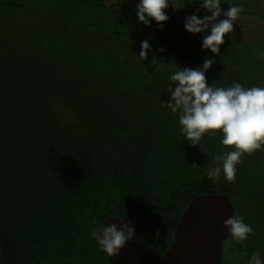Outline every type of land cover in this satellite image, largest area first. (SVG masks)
Returning a JSON list of instances; mask_svg holds the SVG:
<instances>
[{
  "label": "trees",
  "instance_id": "16d2710c",
  "mask_svg": "<svg viewBox=\"0 0 264 264\" xmlns=\"http://www.w3.org/2000/svg\"><path fill=\"white\" fill-rule=\"evenodd\" d=\"M138 3L0 0V264H112L91 237L108 216L164 252L192 199L209 193L227 195L253 228L242 243L224 240L222 264L264 255V147L242 157L234 183L214 184L204 169L219 133L191 145L162 107L168 74L206 59L209 83L264 87V42L230 33L213 54L202 47L210 28L189 33L186 15L169 11L162 30L144 25ZM230 3L264 18V0H222V10Z\"/></svg>",
  "mask_w": 264,
  "mask_h": 264
},
{
  "label": "clouds",
  "instance_id": "9594fccd",
  "mask_svg": "<svg viewBox=\"0 0 264 264\" xmlns=\"http://www.w3.org/2000/svg\"><path fill=\"white\" fill-rule=\"evenodd\" d=\"M190 4L202 5L207 14L202 18L198 14L187 16L185 30L192 34H200L210 28V34L203 38L202 47L213 54H218L220 46L225 42V36L233 32L234 22L244 10L241 4L230 3L229 9L223 11L222 0H181L179 6H175L173 0H139L136 5V18L148 26L155 21L162 30L164 23L170 19L166 12L169 6L182 9ZM199 11L200 9H197V12ZM222 15L225 18L219 19ZM149 50V42L142 41L139 58L147 60ZM159 51L163 52L164 49L161 48ZM257 58L264 60V52ZM213 62L206 59L201 68L176 67L175 71L170 72L168 79L172 83L168 85V93L171 98L168 102H162V107L170 110L172 114H179L180 132L184 140L191 145L200 146L202 137L207 135L211 139L219 133L221 153L213 157L215 166L205 168L204 172L214 184L221 175L225 181L234 183L237 166L242 162V157L264 147V87H246L236 81L227 86L209 83L206 72ZM153 63H157L155 57ZM161 67L160 64L158 70H161ZM224 148L229 150L224 152ZM107 220L95 222L91 228V237L96 241L100 251L109 257L118 256L121 249L127 242L132 241L137 233L123 219H119L122 226L116 223L106 226ZM224 225L229 236L237 244L246 241L253 233L252 226L239 215H232L224 221ZM248 264H264V255L260 250L251 254Z\"/></svg>",
  "mask_w": 264,
  "mask_h": 264
},
{
  "label": "water",
  "instance_id": "95a60500",
  "mask_svg": "<svg viewBox=\"0 0 264 264\" xmlns=\"http://www.w3.org/2000/svg\"><path fill=\"white\" fill-rule=\"evenodd\" d=\"M235 207L225 194H199L182 214L170 246L164 252L148 247L140 236L126 243L112 264H222L224 240L229 236L224 221ZM108 217H110L108 219ZM106 226L122 221L108 216ZM112 217V218H111Z\"/></svg>",
  "mask_w": 264,
  "mask_h": 264
},
{
  "label": "rangeland",
  "instance_id": "374dc122",
  "mask_svg": "<svg viewBox=\"0 0 264 264\" xmlns=\"http://www.w3.org/2000/svg\"><path fill=\"white\" fill-rule=\"evenodd\" d=\"M175 6L179 5L176 4ZM197 9H200V11L197 12ZM166 11L183 13L186 15V17L192 14H198L202 18L205 14H207L202 8L192 9L190 7L175 9L172 6H169ZM224 18L225 17L222 15L219 19ZM232 34L260 38V40L264 42V18L260 17L259 15H250L244 18L239 16L238 19L234 22Z\"/></svg>",
  "mask_w": 264,
  "mask_h": 264
}]
</instances>
